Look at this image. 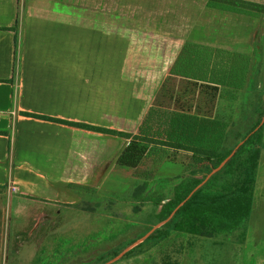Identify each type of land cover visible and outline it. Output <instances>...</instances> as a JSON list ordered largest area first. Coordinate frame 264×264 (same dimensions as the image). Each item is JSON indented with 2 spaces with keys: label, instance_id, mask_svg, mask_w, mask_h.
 <instances>
[{
  "label": "crops",
  "instance_id": "1",
  "mask_svg": "<svg viewBox=\"0 0 264 264\" xmlns=\"http://www.w3.org/2000/svg\"><path fill=\"white\" fill-rule=\"evenodd\" d=\"M239 1L264 6V0ZM263 37L264 16L211 8L205 0H0V186H17L16 194H9V188L7 191L10 203L12 200L16 203L18 217L48 218L54 209L61 214L58 208L63 203H73L68 195L65 198L56 195L55 199L40 195L41 186L50 189L54 184L62 187L72 182L68 186L84 191L83 188L100 182L102 170L106 171L104 184L118 170L128 182L132 172H140L142 166L132 169L118 164L125 139L36 119L26 113L127 133L115 129L114 123L102 124L103 120L99 122L100 118H96L104 115V120H109L111 112L107 108L112 101L106 94L100 96L99 78L94 77L96 83H86V75L106 73L108 81L112 77L114 89L117 75H123L120 82L126 89L155 90L157 97L166 91H177L181 85L186 93L198 89L206 94L213 91L211 86H217L220 88L216 87L215 94L226 91L228 97L234 93L240 95L242 102L243 94L249 95L256 89L253 76L259 68L253 64V57L260 56ZM88 42L94 65L86 67ZM245 57L250 59L248 81L240 90H234L231 86L239 83L242 65L232 67V62ZM223 58L229 59L227 70L232 68L238 75L236 79L233 76L235 83H223L228 79V71H220L218 67L224 66ZM173 81L180 86L172 85ZM258 89H263L261 83ZM194 99L195 96L189 102ZM118 141L121 143L116 145ZM172 152L170 162L185 170L193 153L173 149ZM166 163L160 164V172L165 170ZM58 169L71 173L75 170V176L63 180L53 173ZM84 169L91 170L89 177L80 172ZM183 174L181 171L161 176L158 172V177L174 179ZM58 192L62 194V189ZM259 208L263 213L264 183L258 178L251 221ZM0 211L4 218L6 209L1 204ZM248 234L249 228L244 243L233 242L243 253L247 252V258ZM172 237L206 239L215 248L225 245L216 238L178 232L167 240ZM253 239L258 241L255 249L264 261V237L256 233ZM235 253L241 263L243 255ZM185 261L177 262L187 264ZM193 261L192 256L190 262ZM199 262L196 259L192 264Z\"/></svg>",
  "mask_w": 264,
  "mask_h": 264
},
{
  "label": "rangeland",
  "instance_id": "2",
  "mask_svg": "<svg viewBox=\"0 0 264 264\" xmlns=\"http://www.w3.org/2000/svg\"><path fill=\"white\" fill-rule=\"evenodd\" d=\"M259 45L260 56L256 55V57H253V64L260 66L261 70L256 89L259 92H264V37ZM89 47H91L90 42H88L85 49L86 67L94 65L93 59L89 57ZM225 60L229 61L227 58ZM240 62L236 59L232 62L234 64L232 67L240 64ZM227 71L234 73L236 79V71L232 68ZM217 73L218 75L222 74L219 71ZM96 76L100 80V96L106 94L112 101L107 108L111 112L108 117L109 120L105 121L104 115L96 116V118H100L99 122L101 120L105 121L102 124L114 123L116 124L114 125L115 129L129 131L133 135L139 134V127L147 118L150 119L149 125L154 128V133H164L171 127L173 121L183 113H190L212 121L216 119L225 121L229 119V116L237 118L240 114L242 105L239 101L240 95L233 100L225 97L226 94L224 93L226 91H223L221 95L219 93L215 94L214 90L220 88L217 86H211L213 91L209 94L198 89H189L188 93H186L182 90V85L180 86L176 81H173L172 85L180 86L179 90L163 92L159 97L154 93V95L150 93L151 96L150 94L148 95L150 96L149 99L141 102L135 100L140 99L137 95L141 91L126 89L125 85L121 84L120 76L123 75H117V89L113 88L114 81L112 77L108 81L109 75L107 73L92 77H87L86 75V83L91 81L96 83L98 80H93ZM253 78L255 79V75ZM235 79L231 81L224 79L223 82L235 83ZM215 82H218V80ZM260 83L263 85L262 90L258 89ZM95 89L97 91L98 86ZM194 96V102H189ZM140 119L143 120L141 121ZM118 142H116V145L121 143L120 141ZM134 144L132 139H125L122 146L124 147L123 152L124 149L131 148ZM121 145H119L118 149ZM137 145L139 152H141V148L144 149L143 159L140 163L142 166L140 167V172L138 170L132 172L131 180L128 182L124 180L125 178L122 179L121 175L123 173L118 170L104 184L102 180L106 171L102 170L99 177L100 182L96 181V186L83 188L84 191L81 190V187L77 189L78 187L68 186L72 182L62 187L54 184V187L50 189H45L41 186L40 195L52 196V199L57 198L56 195H61L60 197L62 198L68 195L70 200H73V203H69V205L63 203V207L58 208L61 209V214H58L57 209H54L51 217L48 218L35 215L18 217L15 211L16 203L13 200L12 204L10 203V189L9 194L8 191H0V199H2L0 204L6 209V216L0 220V264H164L166 258L182 262L187 259L185 261L187 264H192L196 259L201 260L199 264L264 263L259 251L255 249L258 241L253 239L256 233L264 237V212L260 213V208L254 221H250L249 224V240L247 244L250 246V250L249 247L246 248V251L249 250L248 258L247 252L243 253L240 246L233 244L235 242L234 238H238L239 234L236 237L216 238L222 244H225L219 245L218 248L212 246L210 244L212 242H209V240L194 237H172L167 242H162L156 246L142 245L147 237L141 238V235L150 228L154 230L161 226V224L157 223V218L155 217L159 208L149 205L145 206L139 213H136L134 211V201L131 199L132 193L140 184L146 181L145 176L151 177L153 179L151 180L152 184H156L167 180L158 177V172L162 176L165 173L172 174L181 171L184 173L185 170L182 169L181 165L170 162L172 161L171 158L174 157L172 149L162 145H150L141 141H137ZM85 155L88 156L87 153ZM77 158H81V154ZM162 163H166L165 167H163L165 170L160 169L163 170L160 172L159 167ZM66 170H53V173L58 174V176L61 175L63 180L64 178L70 180V178L75 176V170H71L72 173L70 170ZM170 170L171 172H169ZM80 172L84 174V177H89L92 173L91 170L85 169ZM80 176L78 177L79 181H82ZM258 178L263 184L264 143L262 145V159ZM58 189H62V194L58 192ZM39 198L42 197L39 196ZM67 208H70L69 212ZM26 209H29V207ZM11 218H13L12 221L10 220ZM131 241L135 242L130 244ZM258 245L260 246V244ZM231 248L235 250L232 251ZM120 249L122 250L120 251ZM235 251L243 255L241 263H238ZM118 252H121V254L116 256ZM185 253L186 256L184 258ZM192 256L194 261L190 262Z\"/></svg>",
  "mask_w": 264,
  "mask_h": 264
},
{
  "label": "trees",
  "instance_id": "3",
  "mask_svg": "<svg viewBox=\"0 0 264 264\" xmlns=\"http://www.w3.org/2000/svg\"><path fill=\"white\" fill-rule=\"evenodd\" d=\"M205 1L211 8L255 17L264 16L262 5L239 0ZM249 61L248 57L241 58L239 83L231 86L234 90H240L238 88L246 85L250 74ZM222 62L225 63L224 66L218 67L220 71H225L230 63L224 58ZM258 68L254 79L255 85L261 73L260 66ZM233 76L235 78L232 72L226 75L230 80L234 79ZM223 83L225 85V82ZM139 91L141 93L137 96L140 97L141 102L148 100L150 93L155 92V90L142 89ZM243 97L237 118L229 116L225 121L221 119L212 121L183 113L173 121L169 129H165L164 133H154L148 118L139 127V134L133 135V133L42 115L26 113V116L126 140L132 139L135 144L126 149L119 159V165L122 167L135 169L140 165L144 149L138 151L137 141L193 153L183 176L156 184H152L151 177L145 176L146 181L132 193L131 199L134 201L136 213L149 205L159 208L155 217L161 226L156 230L150 228L142 234L141 238L152 232L142 245H159L174 232L205 238H229L239 234L235 241L244 243L253 213L261 148L264 143V92L255 89L249 95L243 94ZM228 98L235 100L237 96L231 93ZM8 188L7 184L0 186V191H7ZM1 218L0 211V220ZM134 242L131 241L130 244ZM120 254L121 252H118L116 256ZM170 259L166 258L164 264H179Z\"/></svg>",
  "mask_w": 264,
  "mask_h": 264
},
{
  "label": "built area",
  "instance_id": "4",
  "mask_svg": "<svg viewBox=\"0 0 264 264\" xmlns=\"http://www.w3.org/2000/svg\"><path fill=\"white\" fill-rule=\"evenodd\" d=\"M9 189H10L11 194H15L18 192L17 187L13 184L10 185Z\"/></svg>",
  "mask_w": 264,
  "mask_h": 264
},
{
  "label": "water",
  "instance_id": "5",
  "mask_svg": "<svg viewBox=\"0 0 264 264\" xmlns=\"http://www.w3.org/2000/svg\"><path fill=\"white\" fill-rule=\"evenodd\" d=\"M225 163H226V162H225ZM225 163H224V164H225ZM224 164H223V165H224Z\"/></svg>",
  "mask_w": 264,
  "mask_h": 264
}]
</instances>
